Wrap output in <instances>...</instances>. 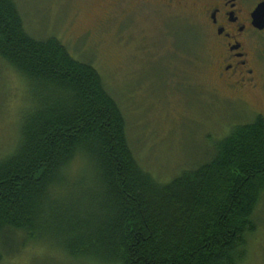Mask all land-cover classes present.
I'll list each match as a JSON object with an SVG mask.
<instances>
[{
	"label": "trees",
	"instance_id": "obj_1",
	"mask_svg": "<svg viewBox=\"0 0 264 264\" xmlns=\"http://www.w3.org/2000/svg\"><path fill=\"white\" fill-rule=\"evenodd\" d=\"M0 58L35 92L0 160L1 263L38 242L75 264H238L264 195V115L161 181L137 159L99 70L59 37L30 33L17 0H0ZM80 157L87 172L70 185Z\"/></svg>",
	"mask_w": 264,
	"mask_h": 264
},
{
	"label": "rangeland",
	"instance_id": "obj_2",
	"mask_svg": "<svg viewBox=\"0 0 264 264\" xmlns=\"http://www.w3.org/2000/svg\"><path fill=\"white\" fill-rule=\"evenodd\" d=\"M17 3L30 33L59 37L77 59L99 70L124 111L137 159L161 181L209 161L234 127L264 112L263 89L218 80L196 0H174L173 6L165 0ZM33 92V83L0 58V160L17 148L18 124L33 106ZM87 167L86 159H76L68 184ZM254 220L238 264H264V195ZM67 256L59 247L35 242L0 264H75Z\"/></svg>",
	"mask_w": 264,
	"mask_h": 264
},
{
	"label": "flooded vegetation",
	"instance_id": "obj_3",
	"mask_svg": "<svg viewBox=\"0 0 264 264\" xmlns=\"http://www.w3.org/2000/svg\"><path fill=\"white\" fill-rule=\"evenodd\" d=\"M196 1L212 40L218 80L264 91V0ZM165 3L173 6L174 0Z\"/></svg>",
	"mask_w": 264,
	"mask_h": 264
}]
</instances>
